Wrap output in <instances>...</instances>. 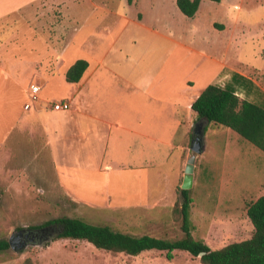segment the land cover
<instances>
[{
	"label": "rangeland",
	"instance_id": "1",
	"mask_svg": "<svg viewBox=\"0 0 264 264\" xmlns=\"http://www.w3.org/2000/svg\"><path fill=\"white\" fill-rule=\"evenodd\" d=\"M3 12L0 239L8 240L22 228H45L47 221L61 216L136 235L181 237L180 218L173 209L181 201L178 189L198 121L187 102L208 84L227 87L222 76L230 72L229 84L241 98L264 105V0H201L192 17L184 16L174 0H0ZM77 59L87 60L89 70L102 63L100 68L149 85L150 94L160 101L152 105L155 112L171 102V122L157 117L161 120L154 126L166 138L173 127L178 130L176 149L167 151L166 144L156 143L150 162L143 163L144 156L134 152L130 165L112 171L79 170L68 176L54 168L48 151H42L40 127L27 130L19 118L24 101L32 97L28 83L47 78L40 69L63 74ZM60 75L41 84L35 102L60 99L68 90ZM123 83L117 78L114 86ZM141 97L139 92L136 99ZM201 123L205 150L195 160L189 189L192 233L219 248L252 233L246 207L260 194L264 154L252 157L250 150L259 151L257 147L232 129L205 119ZM44 235L17 251H1L0 264H201L186 251L176 250L168 260L163 251L128 255L85 240L55 235L45 240Z\"/></svg>",
	"mask_w": 264,
	"mask_h": 264
},
{
	"label": "crops",
	"instance_id": "2",
	"mask_svg": "<svg viewBox=\"0 0 264 264\" xmlns=\"http://www.w3.org/2000/svg\"><path fill=\"white\" fill-rule=\"evenodd\" d=\"M5 14L4 12L0 13V22L2 19L5 20L7 16ZM0 27L4 28L5 26L0 25ZM4 39L3 36H0L1 42ZM2 53L0 52V59L4 57ZM5 53H10L9 47ZM44 56L47 57V54ZM43 58V56L40 57V60ZM101 65L102 63H98L95 68L89 70L88 62L87 69L77 82L66 81L65 71L67 69L63 74L58 69L56 71L40 69V74L44 72L47 75L44 82L38 84L40 90L41 84H46L52 76L60 74V78L65 79L64 84H68V90L59 100L43 99V103L34 100L40 94L39 90L36 94L31 93V100L24 101L22 106L23 112L19 120L25 124L23 127L27 130L34 126L40 127L43 141L42 151H48L54 168H58L62 173L67 172L68 176L79 172V170L97 173L121 169L133 162L134 152H140L144 156L141 158L143 163L150 162L151 160L148 161L149 155L151 151L155 150L156 143L158 146L163 145L164 147L166 144L167 151L176 149L174 138H176L178 130L173 127L171 134H168L166 138L160 133V129L157 131L154 126L161 120V118L156 120L157 117L165 116L171 122L169 107L171 102H164L167 104L166 109L165 106H155L160 109L161 113L155 112L152 105L154 106L156 102L160 101L150 94L149 85H143V81L139 83V80H133L127 76L123 77L115 71L100 68ZM242 76L256 83V80L250 76ZM117 78H122L124 81L121 87L114 86ZM222 78H226L230 87V72L223 75ZM30 84L37 83L29 82L28 87ZM139 92L142 97L136 99ZM236 94L238 93L236 92ZM193 100L187 102V107L190 109ZM62 101L69 104L68 109L54 110L52 108L53 103ZM25 103L29 104L27 109L24 108ZM175 104L176 102L173 103V107ZM189 118L191 119V115ZM176 119V113L172 111V123L176 124ZM179 125L181 126L182 122H179ZM181 135L185 136V128ZM257 149L260 151L259 148ZM259 151L251 149L250 155L260 159L264 152L261 150L263 153L261 151L260 153ZM124 155H127V158H124ZM141 167L143 168V166ZM261 171V179L258 183L260 194L258 196L264 194V168ZM104 178L106 179V176Z\"/></svg>",
	"mask_w": 264,
	"mask_h": 264
},
{
	"label": "trees",
	"instance_id": "3",
	"mask_svg": "<svg viewBox=\"0 0 264 264\" xmlns=\"http://www.w3.org/2000/svg\"><path fill=\"white\" fill-rule=\"evenodd\" d=\"M201 0H175L179 11L186 17L196 13ZM219 2L220 0H210ZM131 3L132 0H127ZM88 67L85 59L75 60L65 71L68 82H77ZM196 120L205 119L232 129L264 152V107L241 98L233 87L208 84L191 103ZM206 130V128H204ZM181 201L175 203L174 212L180 218L182 236L167 239L150 234H131L115 229L109 224H94L80 217L61 216L45 223L56 226V238L85 240L98 249L137 255L146 250L163 251L170 260L174 251H186L199 258L201 264H264V194L251 201L246 215L252 224L250 237L211 248L192 233L190 210L193 203L191 191L179 187ZM9 248L8 240L0 239V252ZM203 252L199 256V253ZM24 264H32L26 260Z\"/></svg>",
	"mask_w": 264,
	"mask_h": 264
},
{
	"label": "water",
	"instance_id": "4",
	"mask_svg": "<svg viewBox=\"0 0 264 264\" xmlns=\"http://www.w3.org/2000/svg\"><path fill=\"white\" fill-rule=\"evenodd\" d=\"M202 119L203 118L196 121L192 128L190 155L188 156L184 167V175L180 185L181 189L188 190L192 187L194 163L197 156L204 149V144H203L204 125H202L201 123ZM42 230H44L45 231L44 233H46V235H44L45 240L47 239V237H52L57 233L54 226H47L45 228H42ZM24 231L25 228H22L11 233L10 237L8 238V243L10 248L17 251L27 245L24 243V240H21L23 236L28 237L29 235L28 233L23 234ZM202 254L203 252H200L199 256Z\"/></svg>",
	"mask_w": 264,
	"mask_h": 264
},
{
	"label": "flooded vegetation",
	"instance_id": "5",
	"mask_svg": "<svg viewBox=\"0 0 264 264\" xmlns=\"http://www.w3.org/2000/svg\"><path fill=\"white\" fill-rule=\"evenodd\" d=\"M52 226V225H51ZM54 228L56 229V226H54ZM44 230H42V228H38V229H25V231L23 232V234L28 233V237L23 236L21 240H24L25 244H29V243H33L36 241H40L42 240L43 234H44Z\"/></svg>",
	"mask_w": 264,
	"mask_h": 264
},
{
	"label": "built area",
	"instance_id": "6",
	"mask_svg": "<svg viewBox=\"0 0 264 264\" xmlns=\"http://www.w3.org/2000/svg\"><path fill=\"white\" fill-rule=\"evenodd\" d=\"M39 90H40V86L38 84H30V86H29L30 93L36 94V93L39 92ZM28 107H29V104L25 103L24 104V108L27 109ZM68 107H69V104L67 102H65V101L52 104V108L54 110L68 109Z\"/></svg>",
	"mask_w": 264,
	"mask_h": 264
}]
</instances>
